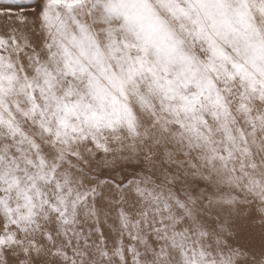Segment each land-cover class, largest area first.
Masks as SVG:
<instances>
[{
	"label": "snow or ice",
	"instance_id": "snow-or-ice-1",
	"mask_svg": "<svg viewBox=\"0 0 264 264\" xmlns=\"http://www.w3.org/2000/svg\"><path fill=\"white\" fill-rule=\"evenodd\" d=\"M0 264H264V0L0 5Z\"/></svg>",
	"mask_w": 264,
	"mask_h": 264
},
{
	"label": "rangeland",
	"instance_id": "rangeland-1",
	"mask_svg": "<svg viewBox=\"0 0 264 264\" xmlns=\"http://www.w3.org/2000/svg\"><path fill=\"white\" fill-rule=\"evenodd\" d=\"M35 0H0V5L8 4V5H19V4H27L34 3Z\"/></svg>",
	"mask_w": 264,
	"mask_h": 264
}]
</instances>
